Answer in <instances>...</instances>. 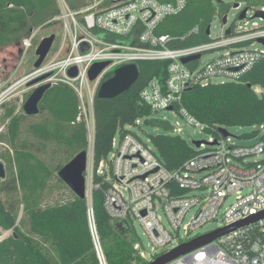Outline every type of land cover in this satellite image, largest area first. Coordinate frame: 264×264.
<instances>
[{"label":"built area","instance_id":"2783aa9c","mask_svg":"<svg viewBox=\"0 0 264 264\" xmlns=\"http://www.w3.org/2000/svg\"><path fill=\"white\" fill-rule=\"evenodd\" d=\"M57 1L60 15L54 22L62 32L54 57L48 59L54 50L51 49L39 68L34 67L27 76L5 86L0 105L16 91L24 93L31 82L45 76L46 79L33 87L62 83L77 94L78 121H85L92 136L87 150L86 199L99 263L107 264L93 209V191L102 186L101 182L94 183L95 175L108 185L104 191V209L108 216L126 221L134 236V225L141 226L151 251L147 252L136 236L134 250L145 264L199 237L238 223L247 224L169 264H264V217L255 219L264 213V141L228 144L227 138L218 131V136L212 134L216 144L197 147L185 167L175 171L165 167L151 139L144 142L131 132L124 136L117 134L109 156L98 165L94 157L95 99L102 83L116 69L143 61L168 62L165 78L152 79L140 94L142 104L150 111L146 119H157L158 113L168 111L207 133L209 127L190 116L183 106L184 94L214 79L234 82L249 71L264 51L252 49L251 45H235L249 40L260 44L259 40L264 39V25L253 22L247 26L250 20H246L247 28L238 24L233 35L226 34L229 27L208 43L175 48L171 45L173 38L159 34L157 29L166 18L182 13L186 0L168 4L158 0H94L81 10L71 9L65 0ZM258 10L264 12V7ZM252 12L251 17L256 14ZM211 30L210 27L209 36ZM198 31L196 27L191 33ZM35 36L33 32L24 39L25 52L32 47ZM116 38L128 43L112 40ZM222 49L227 52L206 64L201 63L204 54ZM196 55L200 59L182 62ZM104 62L109 66L95 80H90L91 68ZM72 68L77 69L75 77L69 75ZM166 134L177 136L178 132L175 134L173 128ZM230 199L233 200L228 204ZM212 223L218 224L215 230L197 234V230ZM0 233L1 242L13 235L14 228H0Z\"/></svg>","mask_w":264,"mask_h":264},{"label":"trees","instance_id":"16d2710c","mask_svg":"<svg viewBox=\"0 0 264 264\" xmlns=\"http://www.w3.org/2000/svg\"><path fill=\"white\" fill-rule=\"evenodd\" d=\"M71 9L81 10L94 0H65ZM174 3L177 0H158ZM186 9L166 18L157 29L159 34L171 36L175 48L191 47L210 42L207 30L217 16L223 21L231 8L245 2V9L258 10L264 2L257 0H186ZM242 13V12H241ZM240 13V14H241ZM232 23L235 34L239 16ZM60 15L57 0H0V49L21 43L34 31L58 25L54 19ZM198 27V33L191 31ZM126 44L125 40L112 39ZM255 40L237 43L250 46ZM168 62H138L139 78L131 89L114 99H99L94 105L95 163L106 159L117 134L130 133L138 119H146L150 111L142 104L140 94L154 78L164 79ZM5 72L0 73L5 77ZM113 74L109 75L111 78ZM261 90V93L257 92ZM183 106L190 116L209 127L207 133L218 136L221 127L264 126V54L249 71L234 82L196 86L183 97ZM40 109L49 114V121L29 127L30 133L43 144L56 145L69 150L71 155L87 151L89 133L80 116L77 94L67 85L54 83L44 95ZM26 116L15 115V110L5 112L4 125L7 141L13 151V163L17 171L21 191L23 217L18 222L0 200V228H14L12 236L0 242V264H100L88 220V201L74 195L63 204L44 207L45 192L50 181L65 165L50 167L35 154L28 142H20L22 120ZM147 120V119H146ZM133 133V132H131ZM260 135L257 130L246 139ZM152 145L165 167L180 170L195 155L196 150L181 136L161 134L152 136ZM264 141V135L261 137ZM61 180V179H60ZM62 181V180H61ZM102 184L93 191V209L96 227L107 264H145L134 250V233L126 239L111 225V218L104 209V191L107 184L99 176L94 183ZM28 227L29 233L23 231ZM1 235V233H0Z\"/></svg>","mask_w":264,"mask_h":264},{"label":"rangeland","instance_id":"374dc122","mask_svg":"<svg viewBox=\"0 0 264 264\" xmlns=\"http://www.w3.org/2000/svg\"><path fill=\"white\" fill-rule=\"evenodd\" d=\"M259 2H264V0H257ZM247 4L242 2L239 8L232 7L230 12L228 13V23L227 25L223 24V21L219 19V17H215L214 21L211 26V36L212 40H215L217 37L221 36L222 31L228 29L232 23L237 19L238 15L245 10ZM252 9H249L247 17L245 20L238 21V24L242 25V28H247L244 25V21L250 20V26L253 22L258 23L259 25H264L259 18L253 17ZM257 12V10H254ZM251 27H249L250 29ZM251 30V29H250ZM36 33L35 38L32 41V47L25 52L23 41L13 46L5 47L0 49V73L2 71L5 73V77L0 76V94L5 90V86L12 85L17 82L19 79L23 78L30 74L33 69L36 61L38 60V56L36 55V50L43 39L50 37L51 35H55V44L52 49L53 52L50 54L48 59H52L55 53V46L58 44V39L61 36V27L60 25H55L50 28H42L34 31ZM26 39V38H25ZM252 49L255 50H262L264 51V46L258 43H254L250 46ZM52 51V50H51ZM227 52V49L216 50L214 52H209L204 54L201 63L206 64L207 62L211 61L215 57L219 55H223ZM212 82L214 83H225L227 82L226 79H214ZM35 88L29 85V88L26 87L24 93L20 90L16 91L13 96L7 100L3 105H0V162L4 164L6 169V178L0 179V200L5 205L6 209L12 213L19 222L20 219L23 217V206L21 204V191L18 185L17 180V171L16 167L13 163V151L10 148L7 139V128L4 125V116L5 112L14 109L15 115L17 116H26L25 119L22 120L21 124V131H20V142H28L31 145V148L35 154H37L42 160H44L50 167L56 168L59 165H66L69 163L73 158L67 162L68 157L71 155L68 149L61 148L56 145L43 144L40 140L35 138L29 131V127L35 124H42L49 121V114L41 110L40 113L36 116H27L24 113V104L32 94ZM157 120L161 123L167 121L170 123L172 128H174L175 134L178 132V135L184 138L194 149H197L195 142L205 141V142H213L214 136L212 134L203 132L194 126L190 125L187 120H185L181 116L174 115L168 111H162L156 115ZM260 127V129H259ZM259 127H233V128H226L227 131L230 133L231 137L227 138L228 144H237V145H249L251 143H256L261 140V137L264 135V126ZM261 130L260 135L253 139H246L247 134H252L257 130ZM131 132L141 137V139L146 142L152 136L166 134V132L162 128L158 127H151L149 124V120L146 119H138L135 126L130 128ZM92 136L89 133V140L91 141ZM205 144L203 145V148ZM74 193L72 190L60 180L58 173L55 174L54 178L50 181L49 188L45 192L44 196V204L43 206H54L63 204L65 202L70 201L74 197ZM233 199H230L228 204L231 203ZM165 224L166 221H165ZM218 227V224L212 223L209 224L199 230H197V234H204L210 231L215 230ZM135 228V236L138 237L144 248L147 252L151 251L149 246V241L145 237L144 232L140 225L137 223L134 225ZM23 231L27 234L29 233L28 227L23 228ZM32 238H36L35 235H31ZM134 236V237H135Z\"/></svg>","mask_w":264,"mask_h":264},{"label":"water","instance_id":"95a60500","mask_svg":"<svg viewBox=\"0 0 264 264\" xmlns=\"http://www.w3.org/2000/svg\"><path fill=\"white\" fill-rule=\"evenodd\" d=\"M239 6H240L239 4H236L234 8L237 9L239 8ZM247 11L248 9L242 11V13L239 16L240 20L246 18ZM254 18H261L264 20V12L258 10ZM227 23H228V18L225 17L223 19V24L227 25ZM230 33H231V28L227 30L226 34L229 35ZM207 35H210V28L207 30ZM55 39L56 36L51 35L50 37L42 40V42L40 43V45L36 50V55L38 56V60L34 65L35 68H39L41 64L45 61V59L49 55L54 45ZM259 43L264 45V39H260ZM198 59H200V55L184 58L182 62L188 63L190 61L198 60ZM108 66H109L108 62L95 64L91 68L89 73L90 80L92 81L95 80L100 75V73ZM69 75L71 77H75L77 75V69L72 68L69 71ZM46 78L47 76L34 80L33 82L30 83V86L36 85ZM138 78H139V70L137 64H128L122 66L114 71V74L111 78L107 79L102 83V85L99 88L97 96L99 99H107V100L117 98L123 93L129 91L131 87L137 82ZM50 88H51V84H45L33 90L32 94L25 102L23 107L24 113L27 116H36L40 113L41 111L40 104L44 98L46 91ZM149 124L151 125V127L162 128L165 132L171 131L173 129L169 122L161 123L157 119L149 120ZM219 132L224 138L231 137L230 133L227 131L225 127H221L219 129ZM216 143L217 140H215L212 143L199 141V142H195L194 144L196 145V147L199 148L204 144L208 145V144H216ZM87 162H88L87 151H82L77 156H75L69 163H67L58 173L59 178L72 190V192L77 197L81 199L86 198L85 173L87 171ZM5 178H6V169L4 167V164L0 162V179H5ZM263 217H264V213H262L255 219L258 220ZM246 224L247 223H238L236 225L206 234L187 244H184L178 248L166 252L165 254L156 258L150 264H169L174 260L178 259L179 257H181L182 255L191 252L199 247L207 245L215 241L216 239L222 237L223 235H226ZM111 225L120 235H122L126 239H128L132 234V231L130 230V226L126 221L111 219Z\"/></svg>","mask_w":264,"mask_h":264}]
</instances>
